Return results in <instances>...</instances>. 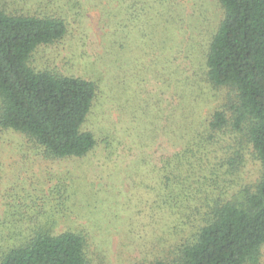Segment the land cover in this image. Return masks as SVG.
Returning a JSON list of instances; mask_svg holds the SVG:
<instances>
[{
	"label": "rangeland",
	"instance_id": "obj_1",
	"mask_svg": "<svg viewBox=\"0 0 264 264\" xmlns=\"http://www.w3.org/2000/svg\"><path fill=\"white\" fill-rule=\"evenodd\" d=\"M0 6L10 13L58 11L66 36L39 47L29 65L99 86L83 127L99 143L84 158L46 157L23 133L0 127V256L50 224L55 233H83L91 264L172 260L206 208L197 200L162 208L163 160L195 138V150L208 155L204 162L217 156L214 165L233 163L225 170L231 185L225 199L241 207L243 188L254 191L263 167L246 132L229 129L206 147L211 113L230 115L234 98L206 79L205 57L223 17L218 0H150L137 17L119 0H0ZM191 214L197 219L184 222Z\"/></svg>",
	"mask_w": 264,
	"mask_h": 264
},
{
	"label": "trees",
	"instance_id": "obj_2",
	"mask_svg": "<svg viewBox=\"0 0 264 264\" xmlns=\"http://www.w3.org/2000/svg\"><path fill=\"white\" fill-rule=\"evenodd\" d=\"M149 1L119 0L120 9L137 17L139 7ZM218 2L223 17L205 57L206 79L214 88L230 89L234 98L228 103L230 115L226 109L211 113L206 147L229 129L246 132L263 167L262 177L254 191L243 188L245 201L239 207L223 197L231 192L224 176L233 163L214 165L217 156L204 162L206 152L195 150L198 138L163 160L162 208L177 209L197 200L207 210L200 220L185 215L186 223L197 219L196 232L173 250L172 260L153 264H259L264 246V0ZM67 31L58 11L10 13L0 6V127L23 133L46 157L81 159L99 143L93 132L83 129L98 95L97 82L29 65L39 47L61 41ZM203 136L200 141L206 140ZM87 246L83 233H55L47 224L5 249L0 264H91Z\"/></svg>",
	"mask_w": 264,
	"mask_h": 264
}]
</instances>
